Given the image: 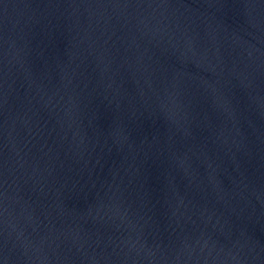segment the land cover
Masks as SVG:
<instances>
[{
	"label": "water",
	"instance_id": "water-1",
	"mask_svg": "<svg viewBox=\"0 0 264 264\" xmlns=\"http://www.w3.org/2000/svg\"><path fill=\"white\" fill-rule=\"evenodd\" d=\"M0 264H264V0H0Z\"/></svg>",
	"mask_w": 264,
	"mask_h": 264
}]
</instances>
